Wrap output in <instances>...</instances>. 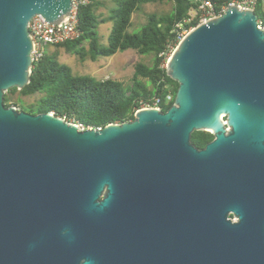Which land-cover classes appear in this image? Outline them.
<instances>
[{
    "label": "water",
    "instance_id": "95a60500",
    "mask_svg": "<svg viewBox=\"0 0 264 264\" xmlns=\"http://www.w3.org/2000/svg\"><path fill=\"white\" fill-rule=\"evenodd\" d=\"M71 9L0 0V264H264L255 13L228 5L183 36L165 64L178 85L166 111L79 130L3 104L29 83V21L58 24ZM194 131L214 140L198 149Z\"/></svg>",
    "mask_w": 264,
    "mask_h": 264
},
{
    "label": "trees",
    "instance_id": "16d2710c",
    "mask_svg": "<svg viewBox=\"0 0 264 264\" xmlns=\"http://www.w3.org/2000/svg\"><path fill=\"white\" fill-rule=\"evenodd\" d=\"M229 1L91 0L77 8V38L53 48L63 49L81 61L89 59L93 62L132 50L141 56H151L150 65L136 63L130 84L123 86L110 78L74 74L68 65L58 61L56 52L45 49L43 55L32 62L29 83L20 91L13 88L6 92L3 104L31 115L52 113L83 129H101L109 124L130 122L139 100L162 96L166 90H170L174 98L178 85L166 75L165 64L182 35L198 24L199 4L208 3L217 11L222 3ZM147 3H171L172 10L165 15L149 14L139 33H129L132 13ZM101 8L106 13L100 11ZM106 22H110L111 27L103 42L98 28ZM14 92L22 97L37 98L26 104L21 100L11 103L8 94ZM210 137L207 132L194 131L191 143L201 148Z\"/></svg>",
    "mask_w": 264,
    "mask_h": 264
},
{
    "label": "built area",
    "instance_id": "2783aa9c",
    "mask_svg": "<svg viewBox=\"0 0 264 264\" xmlns=\"http://www.w3.org/2000/svg\"><path fill=\"white\" fill-rule=\"evenodd\" d=\"M90 1L91 0H71L72 9L70 15L58 24H49L48 22H45L41 16L38 15L34 16L29 21L27 28L32 40L31 57L33 60L39 59L48 46L54 47L56 45L77 38L79 34L76 26L77 8L79 6L89 4ZM228 5H235L239 8V10H252L256 15V28L258 30L264 31V0H230L228 4L222 3L218 7L217 11L213 10L208 3H200L197 8L198 24L205 23L208 20L219 16L226 10ZM188 32H186L185 34H187ZM184 35H182L181 39ZM172 99L173 98L170 90H166L162 96H152L145 100H139L138 108L135 109L134 114L139 110L147 108L162 110L163 107H167L170 103H172ZM73 124L76 125L79 130H86L78 124ZM87 129L93 128L88 127ZM95 130H100V128H97Z\"/></svg>",
    "mask_w": 264,
    "mask_h": 264
},
{
    "label": "rangeland",
    "instance_id": "374dc122",
    "mask_svg": "<svg viewBox=\"0 0 264 264\" xmlns=\"http://www.w3.org/2000/svg\"><path fill=\"white\" fill-rule=\"evenodd\" d=\"M171 10V3H147L141 5L139 10L133 12L131 15V26L128 28V32L139 33L149 14L165 15ZM100 11H105L106 13V10L103 8ZM110 27L111 23L106 22L98 28L100 35L103 37V42L106 40ZM46 49L49 52H56L58 61L68 65L74 74L89 75L96 79L110 78L121 82L123 86L130 84L133 68L136 63L150 65L151 62V56H141L132 50L118 52L109 58H101L93 62L89 59L81 61L76 56L67 54L63 49H56L51 46H48ZM8 96L11 103L21 100L25 104L31 103L37 98V96L22 97L18 92L8 94Z\"/></svg>",
    "mask_w": 264,
    "mask_h": 264
},
{
    "label": "flooded vegetation",
    "instance_id": "af4514ba",
    "mask_svg": "<svg viewBox=\"0 0 264 264\" xmlns=\"http://www.w3.org/2000/svg\"><path fill=\"white\" fill-rule=\"evenodd\" d=\"M228 130H229V128H226L225 135H228V132H227ZM207 133H209L211 137L205 142L204 146H202L201 148H198V149H203L206 144H208L209 142L214 140V136L210 132H207ZM263 146H264V144H263ZM259 155H260V164H261L262 167H264V150L261 151ZM227 219L231 223H236L237 222V217L233 216L231 213L228 214Z\"/></svg>",
    "mask_w": 264,
    "mask_h": 264
}]
</instances>
